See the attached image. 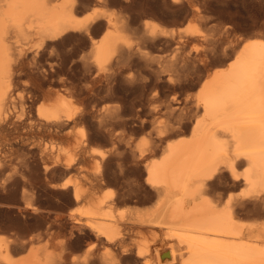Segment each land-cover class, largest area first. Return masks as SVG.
I'll return each instance as SVG.
<instances>
[{
    "label": "bare ground",
    "instance_id": "obj_1",
    "mask_svg": "<svg viewBox=\"0 0 264 264\" xmlns=\"http://www.w3.org/2000/svg\"><path fill=\"white\" fill-rule=\"evenodd\" d=\"M96 1L107 2L108 0ZM84 2V0H0V176L4 177V184L8 180L12 181L11 179L17 175L20 176L22 182H28L30 179H34V176L30 178V175H34V171L37 169V165H35L36 169L34 168V170H32L30 167L32 165H30L31 163L26 156H24V153H20L21 155L19 154L17 157L15 156V150L10 147V140L7 137L9 132L13 131L18 135L16 136L17 138L23 136L22 139H24L25 135L33 133L52 135L53 132H59L65 126L70 125V123L75 122L79 118V114H77L78 112L76 111V108L74 109L75 106H73L74 101H72L74 92H70L71 88H76V85L74 86L73 82L72 84L70 83V91L62 87L64 88L63 90H66L64 93H56V96L57 94H60L53 102L50 100L52 99L51 97L49 99L50 103L48 102L47 104L39 106L36 115L33 114L35 116H31V109L28 111L26 117L22 116L23 114H21V116L20 114H15L17 106L15 97L17 88H19V85L21 84V77L28 73L32 76L34 83L30 81L33 83L31 86L32 90L30 91L34 95L39 93L43 86L40 79V72L37 69L38 67L30 66L31 68H28L29 65L26 64V60H28L27 52L25 51L26 48L24 49L19 44L21 47L16 49L15 44H18V42L23 39H35V41L45 44L44 46H47L48 48L52 44L50 41L54 42L58 39L62 40L73 31H84L87 33V31L92 28L93 24H97L100 19L106 18V24L103 25V27L106 26L104 33L99 38H91L92 42L90 41L92 44L91 47L93 48V63L100 69H103L113 56L115 57L117 55V62L122 63L126 60L131 61L130 58L133 54L138 55L136 52H139L141 57L144 58L149 65H152L156 61L158 66L154 69V74L159 76L160 74L162 76L165 72L167 73L168 70H170V65H177V61H174L173 59H168L167 61L169 63H166L163 59L156 58L155 55L154 57L150 56L147 47L157 46L164 38H167L165 41L171 44V41L175 40L178 36V40L175 41L176 43L173 49L176 56H178L180 54V49H182V44L184 43V34L182 35V33H185V31L182 29L176 30L174 28H167L154 20L147 19L144 21V24L142 23L144 32L142 31L143 34L136 38L137 42L135 45L137 46L134 48L129 36L130 34H128V32H130L128 31L130 26L127 21L120 17L121 13L118 15L119 12H108L104 8V10L97 8L92 12H87L85 15H80L81 10L83 11L86 4H84ZM93 4L95 6L97 3L94 2ZM106 5L108 6L107 3ZM87 6L88 5H86V7ZM99 6L101 7V5ZM89 7L91 6H88V8ZM119 11L121 12L122 10ZM127 16L129 17V15ZM94 28L96 29V26ZM133 32L135 33V30ZM195 32L194 29L187 30V34H194ZM258 35L256 34L255 36L247 38L236 51L233 60L228 63V66L219 68L204 79L195 95L187 96L183 101H180L175 97H171L168 100L166 109L170 114L177 117V123L180 124L183 119H190L191 121L194 118L192 125L191 123L188 125H191L190 136H180L176 140L171 142L168 141L163 147V155L156 159L152 157L154 160L149 159L151 156L149 157L150 152H148V149L138 148L140 150L136 149L138 151L136 152L137 154H132L134 159L132 162L129 160V164L132 163V166L129 165L130 167H128V169H131L132 174L139 172L141 175H145V182L143 181L145 184H141L138 187L144 190L145 194L148 195L147 198L138 197V202L141 204L143 201H150V199L156 197L158 198V201L153 207L143 210H132L131 214H129L130 212L128 213V215H130L129 219L128 217L126 218L123 211L122 213L118 211V213L115 206L118 199L121 198V195L118 194L119 192L116 194L114 192L105 191L104 193L99 194L98 187L102 181L106 180V174L103 173L98 174L97 176L94 174L96 177L84 182H78V180H76L77 183L72 184L69 183V181L57 186L61 189H67L71 186V203H76L75 205H77V203L82 204L79 211L75 212L72 210V212L70 211L71 213L69 217L67 216L68 219H70L69 221H71V227L69 243L68 241L67 243H63V247L66 250L65 258L62 257L64 259L62 261L63 264H91L97 254V252H95L96 250H93L99 249L96 246L100 247V245H105L111 250L118 248L122 255H128L131 249L126 246V236L131 232L133 233L135 229L142 230L146 227L164 228L166 229V236H161L160 243L153 238L157 243H144V245L141 243L142 246L137 247L139 248V250L137 249V256L144 258V264H264V226H260V232L252 234L251 232L255 231V223L245 224L242 219L239 220L238 218L240 212L245 210L249 213L253 211V214L255 212L257 215L264 211V35ZM168 38H170V40H168ZM65 40L64 42H66ZM144 42H148L147 45L143 46L142 44ZM62 44L64 45L63 41ZM162 48L163 47H161V49ZM135 49L138 51H135ZM185 54L180 56V60L178 58L179 62L185 67L188 65L191 66V64L197 62V59L191 57V54ZM137 55H135V57ZM198 57L200 58V56ZM34 60L36 59L34 58ZM122 64H120V66ZM190 66V69H194L193 66L192 68ZM85 67L86 66L84 65V68ZM189 68L186 69L189 70ZM173 69L175 68L173 67ZM86 71L87 68L85 72ZM172 77H174V74ZM63 79L66 80L65 78ZM68 79L69 78H67V80ZM64 82L62 81V83ZM26 83L29 84L27 81ZM111 83L107 82L106 84L107 91L109 92L115 89ZM79 92L81 91L79 90ZM108 93L106 95H108ZM46 94L51 96L52 91L49 90ZM76 94H78V92ZM23 110H25V108ZM172 127L174 128V126ZM184 127L186 128V126ZM178 133H181V131H177V134ZM118 137L122 138L120 135H118ZM128 143L130 142L128 141ZM127 148L129 149V146ZM48 151L45 146L40 152L39 160L42 162V173L49 176V174H52L54 170H57L56 168H59L60 165H62V167L64 166L67 171L73 168V162L62 163V161L57 158L58 156L52 163V157L49 155L50 151ZM117 151L118 150L116 149L115 152ZM36 153L38 154V152ZM151 153L155 154V152ZM28 154L32 157L35 155L34 152L30 151ZM128 156L129 155L127 154V159H129ZM127 159L125 161H127ZM122 162L119 161L118 163L120 170H123V168L126 167L123 166ZM103 165L104 167L106 166L104 163ZM18 166H21V168L24 166V170H20V167ZM112 167L114 168V165ZM103 170L105 171V168ZM103 170L102 172H104ZM126 171L128 172L127 169L125 170V173ZM92 174L93 173H91V176ZM37 175L38 174L35 171V176ZM39 177H41V175ZM134 177L133 179L129 178V181H132L130 183L138 181V179H134ZM35 178L38 179V176ZM44 178H42V182H47ZM229 178L236 182L233 184L245 187L249 191V194H247L249 196L246 195L241 198L223 199L222 196L219 195V188L221 184ZM21 180H15L17 186H20ZM31 182L33 181L31 180ZM48 182L47 185L49 186ZM49 183H52V179ZM52 185L53 187H56V185L51 184V188ZM133 185L134 184H132V186ZM230 185L231 184H229V186ZM7 186L10 187L9 185ZM8 187L7 191L3 193L6 194L7 192H10L9 196H7L14 197L17 194V190H10ZM123 187L121 189H123ZM27 191L28 189L24 185L22 188L23 199L26 198L27 193L30 192ZM123 191L126 194L124 192L122 194H124V196L127 195L125 198L128 199L136 193L134 187L128 186L127 190ZM246 198H249L250 200L252 199V203L249 204ZM120 200L122 201V199ZM14 201L13 203H15ZM136 202L137 201L135 200V203ZM31 203L32 202H28L24 208L28 209L32 207L34 211H36V207L30 205ZM20 208L22 207H19V209ZM38 211L39 210L37 209V212ZM15 223L16 222L14 221V225ZM247 229L250 230L251 234H248L249 232L246 231ZM76 231L78 233H76ZM82 232L95 239V242H93L88 237L90 241L96 245V248L93 250L89 249L87 252L84 251L86 254L83 256H76V250H80L83 245L81 246L80 243L74 242L82 236ZM161 233L164 235L163 232ZM32 240L31 238L21 240L20 244L23 243L22 249H28ZM15 242L16 241L13 238L11 240H5L0 236V264H52V253L47 249L40 250L34 248L30 250L26 256H16L14 254L16 247L13 248L11 244L13 243V245H15ZM18 247L20 246L18 245ZM111 250H109V252ZM105 254H107V252ZM105 254L103 252V254H100L102 256H97L101 258V260L111 263L114 260V255L111 256L108 253V255L105 256ZM129 256H126L125 259H128ZM98 257H96V259Z\"/></svg>",
    "mask_w": 264,
    "mask_h": 264
},
{
    "label": "rangeland",
    "instance_id": "obj_2",
    "mask_svg": "<svg viewBox=\"0 0 264 264\" xmlns=\"http://www.w3.org/2000/svg\"><path fill=\"white\" fill-rule=\"evenodd\" d=\"M84 1H85L84 4L86 3L85 7L86 5L91 7L88 8L87 6L86 10L84 7L83 11L86 13H84L81 10L80 15H85L87 14V12L88 13L92 12L94 9L97 8L101 10L105 9L108 12H116V13L119 12L118 15L121 13L122 16L120 15V17L125 21H127V23L130 26V29L127 30L130 31L128 32V34H130L129 36L131 38V42L134 48L135 46H137L135 45V43L137 42L136 38L142 35L144 32L142 23L144 24V21L147 19L154 20L160 23L161 25L166 26L167 28H174L176 30L182 29L183 31H185V33L184 32L182 33V35L184 34L183 35L184 43L182 44L181 47L182 49H180V54L179 55L177 54L178 56H176L173 50L174 45L176 43L175 41L178 40V36L175 40L171 41V44L165 41L167 38H164L163 41L159 42L157 46L147 47L150 56L152 57H154L155 55L156 58L157 57L161 58L166 63H169L167 61L168 59L169 60L173 59L174 61H177V65L174 66L170 65V70H168L167 73L166 72L163 73L162 76L161 74L160 76L154 74V69L157 68L158 66L156 61L154 62L156 64L153 63L152 65L151 64L149 65V63H147L145 59L141 57V54L139 52H136L138 53L139 56L137 54H133L130 58L131 61L126 60L125 62H122L123 64L117 62L118 60L117 55L115 57L113 56V58L107 63L106 66H104L103 69H100L93 63L92 60L93 48L91 47L92 46L91 40L93 38L94 39L99 38L104 33V31L106 30L105 28L106 26L103 27V25L106 24L105 23L106 18L100 19L101 22L99 20L98 21L99 24L98 22L97 24L96 23L93 24L94 25V26L92 25L93 29L90 28V30L87 31V33L84 31H80V32L73 31L70 32L69 35L64 37L67 40L63 38L62 40L58 39L54 42L50 41L52 44L50 43L51 46L48 47L49 49L47 48V46H44L45 44H41L35 41V39H23L20 41L22 43L18 42V44H15L16 49L21 46L24 49L26 48L25 51L27 52L26 54L28 59L26 60V64L29 65V67L28 65L27 67L28 68L38 67L37 69L40 72V79L43 85L41 87L40 92L34 95L30 91L32 90L31 86L34 83V79L32 78V76L28 73L21 77L22 80H20V83L22 85L20 84L19 88H17L16 97H15L17 106L15 110L16 112L15 111L14 112L16 115L20 114L21 116V114H23L22 116L26 117V115H28V111H30L31 109V116H35L39 106H41L42 104L43 105L47 104L50 100L53 102L56 99V97L60 94L59 93L56 96V93L58 92H61V94L64 93V91H66L63 90L64 88L69 90L72 82L74 86L76 85V88L74 89L71 88L70 89L71 91L69 90L71 93L74 92L73 93L74 97L72 99V101H74L73 106H75L74 109L76 108V111L78 112L77 114H79V118L75 122H72L70 123V125L65 126L59 132H53L52 135L33 133V134L25 135L24 139H22L23 136H21V138H17L16 136L18 135L15 134L13 131L9 132V134L7 135V137L10 140L9 141L11 145L10 147L13 150H15V156L17 157L20 153L21 154L24 153V156H26V158L31 163L30 165L33 166V167L30 166L32 170H34V168L36 169L37 167L35 171L38 174L37 175L38 179L35 178L37 177L35 176V171H34V175L32 174H31L32 176L30 175V178L34 176L33 177L34 179H30V180L28 179L29 180L28 182H22L20 176L17 175L14 176L15 178L13 177L11 179L12 181L8 180L7 181L8 183L5 182L4 184L5 179L4 177L0 176V192L2 193V194L0 193V199H1L0 200V236L5 240H11L13 238L16 241L14 243L16 246L13 245V243H11L13 248L16 247L15 248L16 251L14 252L16 256H26L29 253V251L34 248L40 250L47 249L49 252L52 253V264H63L62 263V261L64 260L63 258H65L66 256V250L63 247V243H67V241L69 243V238H70L69 233H70L71 221H69L70 219H68V217L72 212V210L77 212L79 211V209H81L82 206V204L77 203V205H75L76 203L73 202H72L73 204L71 203L70 201L72 199V195L70 196L72 191L71 186H69L67 189H61L60 187L57 186L61 185L64 182H69V181H70L69 183L72 184L77 183L76 180H78V182H84L86 180L93 179L98 174L103 173L106 174V180L102 181L101 184L99 185L98 187L99 194H102L105 191L114 192L116 194L119 192L118 194L121 195V198L120 197L119 198L122 199V201L118 199V202L115 206L117 212L119 211L120 213H122L123 211L126 218L128 217L129 219L130 215H128V213L130 212L129 214H131L132 210L135 209L143 210L153 207L158 201V198L156 197L150 199L151 202L148 200L141 202V204L140 202H138V197L147 198L148 195L145 194L144 190L138 187L141 184H145L143 183L145 175L144 174L141 175L139 172H136L134 173L136 175L135 176L134 174H132L131 169L130 170L128 169V167L132 166V163L129 164V162L130 161L132 162L134 159L132 154L138 152L137 150H140L138 148L148 149L149 150L148 152H150L149 157L151 156L149 159L154 160L163 155L162 153V150L164 149L163 147L168 143V141L171 142L173 140H176L180 136H184V137L190 136V126L192 125L194 118L191 121L190 119H185V120L183 119L180 122V124L177 123V117L173 116V114H170V112H168V110L166 109L168 100L171 97H175L176 99L183 101L187 96L195 95L197 90L202 85L204 79H206L209 75H211L219 68L228 66V63L233 60L236 51L240 48V46L244 43V41L247 38L255 36L256 34L257 35L259 34L258 36L264 35V0H177V1H173V0H135V1L112 0L111 1L110 0V2L109 0L107 2L104 1L97 2L96 0L95 1L84 0ZM94 2L97 3L95 4V6L93 4ZM102 3L105 4L103 5ZM106 3L108 4V6L106 5ZM99 5H101V7ZM88 9H90L91 11ZM119 10H122L123 12L122 11L120 12ZM127 15H129V17ZM95 26L96 29L94 28ZM136 28H138L139 31ZM133 29L135 30V33L133 32L134 31ZM191 29H194L196 32L194 34H187V30L189 31ZM95 30H97L98 32ZM74 32H76L77 34ZM64 40L66 42H64ZM168 40H170V38H168ZM62 41L64 45L62 44ZM147 43L148 42L146 43L144 42L142 45L145 46L147 45ZM160 46L163 48L161 49ZM135 51L138 50L135 49ZM183 51L184 52L186 51L185 52L186 54L187 53L191 54L192 55L191 57L197 59L198 63L196 62L194 63L195 65L191 64V66L188 65L185 67L182 63L179 62L181 58L180 56L182 54H185ZM36 52H38L39 54ZM135 55L137 56L135 57ZM198 56H200V58ZM34 58L36 60H34ZM80 58H82L83 60ZM120 64L122 65L120 66ZM84 65L86 66L85 68ZM189 66L191 68L193 66L194 69H190ZM173 67L175 69H173ZM86 68L87 71L85 72ZM186 68H189V70H187ZM171 70L173 73L171 72ZM92 71L94 72V74ZM173 74L174 77H172ZM63 78H65L66 80H64ZM67 78H69L68 79L69 82ZM26 81L29 82V84L26 83ZM30 81L33 83H31ZM62 81L63 82L65 81L67 83L65 82L62 83ZM107 82L110 83L112 82L111 85L113 84L115 89L113 87L114 90H111L110 92L107 91L106 88ZM68 83L71 84L69 85ZM49 90L52 91L51 96H48L46 94V92ZM79 90L81 92H79ZM77 92L78 94H76ZM107 93L108 95H106ZM51 97L52 99H50ZM24 108L25 110H23ZM189 123H191L190 126H188ZM175 124L177 130L175 128ZM171 125L174 126V128ZM184 126H186V128ZM177 131L178 132L181 131V133L177 134ZM118 135H120L122 138L118 137ZM128 141L131 144L128 143ZM125 142L129 146V149L127 148L128 146L126 145ZM45 146L47 151L48 150L50 151L48 152L49 155L52 157V163L53 161H55L57 156H58L57 158H59L62 161V163L73 162V168L70 169L71 171L68 170L69 171L68 172L67 169L64 168V166L62 167V165H60V167L59 168L57 167L56 168L57 170H54L52 174H49V176L42 173L43 172V169L41 170L42 162L39 160V158H40V152L42 151V149L45 148ZM114 149L115 150L117 149L118 151L115 152ZM29 151L34 152L35 155L32 157L31 155L28 154ZM36 152H38L39 156ZM151 152H155V154ZM66 154L68 157L66 156ZM127 154L129 155L128 156L129 159H127ZM115 155L117 158L115 157ZM125 156L127 161H125L126 160ZM115 161L117 164L115 163ZM119 161L122 162L123 166H126L127 168L124 167L123 170H120L118 167ZM103 163L106 165L105 167ZM35 165L37 166L35 167ZM113 165L114 168L112 167ZM18 167H20L19 168L20 170L21 169L24 170V166L22 168L21 166ZM103 167L105 168V171L103 170L104 169ZM125 168L128 170V172L126 171V173H125L126 170ZM102 170L104 172H102ZM91 173H93L92 176ZM117 173L120 175H118ZM128 173L129 174L131 173L132 176L131 174L129 175ZM94 174L96 176H94ZM40 175L41 177H39ZM45 175L48 177H46ZM133 177L134 179H138V181L135 183H130L132 181H129V178L133 179ZM42 178H44L47 182L49 180L51 181L52 179L51 184L56 185V187H53L52 185L51 188V184L49 183L50 181L48 182L49 184L48 186L47 182H42L43 181ZM14 179L16 181L17 179L21 180V184L23 186L21 184L20 186H17L16 181ZM229 179L226 180L223 184H221L219 188L220 190L219 195L222 196L223 199L241 198L242 196H246L247 194H249V191L245 187H243L242 185L238 186L236 184H233L236 182H234L231 178ZM31 180L34 183L31 182ZM10 184L11 185L13 184L12 187ZM132 184L134 185L132 186ZM229 184L231 185L229 186ZM7 185H9L10 187H8ZM24 185L26 186L28 191H30V192L27 191L28 192L27 196L30 198L26 196V198L23 199L22 188L24 187ZM42 186L43 187L45 186L44 188L46 189H44ZM127 186L134 187V189H136V193H134L129 199L125 198L127 197V195L124 196V194H122L124 192L123 190L125 191L127 190ZM7 187L10 190H17L16 192L17 194L15 195L16 197L15 196L8 197L10 192L9 193L7 192L6 194L3 193L7 191ZM122 187L123 189H121ZM4 199H6L7 201ZM124 200H126L127 203ZM135 200L137 201L136 203ZM246 200L248 201L249 204H251L253 201L252 199L251 201L249 198L248 199L246 198ZM13 201L15 203H13ZM26 201H28L29 203L32 202L30 205L36 207V211H34L32 207L28 209L24 208L25 205L28 203ZM10 202L12 205L10 204ZM19 207L22 208L19 209ZM37 209L39 210L38 211L39 213L37 212ZM45 211L48 212L46 213ZM239 215H240L238 217L239 220L242 219L245 224L255 223L254 224V226L256 225L255 231L254 232L252 231L251 232L252 234L260 232L261 230L260 228L264 226V211L261 212L260 214L258 213L257 215L255 212L253 214V211L249 213L248 211L245 210L240 212ZM14 221L16 222L15 225H14ZM163 229L146 227L142 230L135 229L133 233L131 232L129 235H127L126 246L127 248L131 249L130 250L131 255L130 252L128 255H124V254L122 255L121 251H119L118 248H114L111 250L107 248L105 245H100V247L96 246L93 243L95 242V239L91 238V236H87L88 234H84L82 232V236H80V238H78L77 241L74 243H80L81 246L82 245L83 246L80 249L81 251L76 250L75 254L76 256H83L86 254L87 250L89 249L93 250L94 248L98 247L99 249L93 250V251L96 250L95 252H97L96 257L98 256L100 257L102 256L100 255L101 253L103 254L104 252L105 254L107 252L105 256L108 255V253L111 256L114 255L113 256L114 260L110 263L101 260V258L99 257L97 259L95 257L92 260L91 264H144V258L137 256V252L139 250V248L137 247H141L142 246L141 243H143V245L144 243H153V242L157 243V241L158 243H160L161 238L166 236V229L164 230ZM246 231L249 232L248 234H251L250 230L247 229ZM161 232H163L164 235H162ZM76 233L78 232L76 231ZM88 237L93 242H91ZM28 238L29 239L31 238V240L32 239L33 240L30 242L31 245H29V248L28 249L25 248L24 250L22 249L23 243L20 244V242L21 240H25ZM153 238L156 239L157 241H155ZM17 244L20 247H18ZM109 250L111 251L109 252ZM126 256L127 257L129 256V258L125 259Z\"/></svg>",
    "mask_w": 264,
    "mask_h": 264
}]
</instances>
